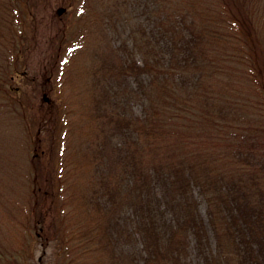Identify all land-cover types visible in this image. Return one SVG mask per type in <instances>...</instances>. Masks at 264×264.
<instances>
[{"label":"rangeland","instance_id":"rangeland-1","mask_svg":"<svg viewBox=\"0 0 264 264\" xmlns=\"http://www.w3.org/2000/svg\"><path fill=\"white\" fill-rule=\"evenodd\" d=\"M157 2L0 0V264H68L70 257L82 264L87 262L86 257L88 261L96 259V252L84 248L86 238L79 243L85 235L80 224H99L96 210L83 198L90 188V179L101 187L98 185L102 179L113 180L117 172L112 160L113 146L117 144L113 143L122 141L123 136L112 135L111 124H105L107 113L112 107L124 110L122 107L126 106L139 114L146 105L138 91V77L132 74L110 79V69L128 54L133 44L132 29L138 34L132 35L135 39L146 31L147 35L153 33ZM61 7L65 10L59 13ZM243 41L241 45L249 48L250 42ZM245 55L239 52L228 62V73L224 70L223 74L206 76L195 84V93L207 95L195 96L193 100L198 106L192 109L202 114L211 111L221 126L208 129L211 124L193 122L191 126L174 129L175 133L166 138L170 143H178L190 160L196 162V157H201L198 153H202L208 173L190 195L195 198L196 213L205 224L210 213L216 224H224L225 213L221 210L229 204L215 196L209 180L219 181L225 174L228 180H238L242 187V178L252 174L261 176L264 187V89L260 81L246 76L249 66L242 57ZM141 56L139 51L137 58ZM185 77L191 82V73L186 72ZM55 112L58 122L53 119L42 123L44 116ZM185 120L188 121L186 117ZM242 138L249 139L247 148H240L246 145ZM252 141L255 145L250 144ZM107 150L110 159L104 155ZM237 150L244 151L242 156H236ZM39 156L43 162L50 161L54 177L59 180L54 197L48 199V205L52 204L54 209L49 216L45 214V205L34 196L32 180L36 170L31 163ZM108 159L114 174L108 172ZM122 161L127 163V158ZM121 194L128 200L125 187ZM167 199L173 206L169 209L167 200L160 198L162 209H168L162 212L161 219L171 214L181 217L183 200L178 192H169ZM252 199L253 206L263 207L258 193ZM39 212L45 214L51 228L44 234L40 233L44 225L35 221V213ZM208 233L201 242L193 235L188 237L189 264H205V245L209 243L206 252L217 247L219 238L222 241L217 236L221 227L216 236L212 230ZM125 241L126 251H139L140 245L133 237H126ZM100 255L101 262L106 264L105 252Z\"/></svg>","mask_w":264,"mask_h":264},{"label":"trees","instance_id":"trees-1","mask_svg":"<svg viewBox=\"0 0 264 264\" xmlns=\"http://www.w3.org/2000/svg\"><path fill=\"white\" fill-rule=\"evenodd\" d=\"M153 11V33L147 35L146 31L139 40L132 38L133 34L138 35L132 29L133 44L128 54L110 69V79L118 75L137 76L138 91L146 105L139 114L130 112L126 106L122 107L124 110L112 107L107 113L105 124H111L112 135L120 133L123 138L113 143L117 144L113 146L115 157L112 155V160L117 166L113 180L104 178L98 185L101 187H97L90 179V193H83L85 203L96 210L99 224H80L85 235L79 243L86 238L85 250L90 248L97 253L93 261H88L85 255L87 262L82 264H105L101 262L100 252H105L106 264H189L188 237L193 235L201 242L209 230L216 236L220 227L221 234L217 236L222 237V241L219 238L217 247L205 252L208 243L203 249L205 264H264V205L251 203L258 193L262 199L260 205L264 204L261 176L243 177L242 187L238 180H228L225 174L219 181L209 180L214 186L213 192L217 193L215 196L229 204L223 209L220 207L225 213L222 216L224 224H216L211 217L213 213L205 224L196 213L195 198L190 195L192 188L200 185L208 173L202 153H198L201 157H196L195 162L186 158L178 143L166 140L181 125L211 124L208 129L215 127L216 130L221 126L211 111L202 114L192 109L198 106L193 100L195 96L207 95L195 93L194 87L206 76L214 77L224 70L228 73L231 67L228 62L239 52L247 54L242 56L249 66L246 76L260 81L264 89L261 82L264 81V0H158ZM243 39L250 42L249 48L241 45ZM139 51L142 56L137 58ZM8 68L5 67L6 77ZM236 69L237 65L233 66L234 73ZM186 72L191 73V82L185 77ZM141 76H145L144 79ZM115 79L113 81H117ZM177 82L179 85L175 84ZM207 104L211 105L209 100ZM55 118L56 112L44 116L41 121L45 123ZM242 142L246 145L240 148H247L249 139L242 138ZM250 144L255 145V141ZM111 152L113 154L112 147ZM242 153V150L235 152L236 156ZM104 155L111 158L108 150ZM125 157L127 163L122 161ZM42 158L39 156L31 163L37 171L32 181L36 188L34 196L45 205V214L49 216L54 209L52 204L48 205V199L54 197L59 180L54 177V166L49 160L43 162ZM109 159L106 168L109 174H114ZM119 165L123 169H118ZM124 187L128 200L121 194ZM234 189L237 191L232 193ZM169 192H178L183 200L181 217L171 214L161 219L162 212L168 209H162L160 198L167 200L169 209L173 206L167 199ZM45 214L35 213V221L44 225L42 234L50 228ZM126 237L136 240L139 251H126ZM77 260L70 257L67 263L79 264Z\"/></svg>","mask_w":264,"mask_h":264},{"label":"water","instance_id":"water-1","mask_svg":"<svg viewBox=\"0 0 264 264\" xmlns=\"http://www.w3.org/2000/svg\"><path fill=\"white\" fill-rule=\"evenodd\" d=\"M65 10V8L64 7H61V8H59V13H62L63 11ZM46 99H47V97H46Z\"/></svg>","mask_w":264,"mask_h":264}]
</instances>
